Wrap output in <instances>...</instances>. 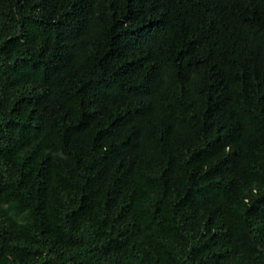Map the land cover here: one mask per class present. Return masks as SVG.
<instances>
[{"label": "trees", "instance_id": "obj_1", "mask_svg": "<svg viewBox=\"0 0 264 264\" xmlns=\"http://www.w3.org/2000/svg\"><path fill=\"white\" fill-rule=\"evenodd\" d=\"M0 264H264V0H0Z\"/></svg>", "mask_w": 264, "mask_h": 264}]
</instances>
